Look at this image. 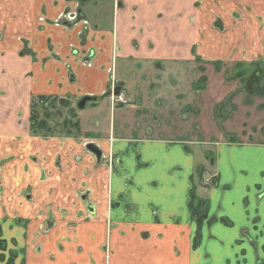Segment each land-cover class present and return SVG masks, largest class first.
I'll list each match as a JSON object with an SVG mask.
<instances>
[{
  "label": "crops",
  "instance_id": "obj_1",
  "mask_svg": "<svg viewBox=\"0 0 264 264\" xmlns=\"http://www.w3.org/2000/svg\"><path fill=\"white\" fill-rule=\"evenodd\" d=\"M215 61L264 67V0H0V264H264V143L206 140L196 187L186 69ZM86 96L80 134L31 133Z\"/></svg>",
  "mask_w": 264,
  "mask_h": 264
},
{
  "label": "rangeland",
  "instance_id": "obj_2",
  "mask_svg": "<svg viewBox=\"0 0 264 264\" xmlns=\"http://www.w3.org/2000/svg\"><path fill=\"white\" fill-rule=\"evenodd\" d=\"M186 70L194 83L187 81L184 85L185 101L196 109L191 107L183 115L184 134L199 143V146L196 144L191 148L198 154L196 187L200 184L210 187L218 177L212 161L219 148L207 146L206 140L212 138L229 144L264 143V67L257 63L230 66L215 61L201 62L198 68ZM65 102L57 105L59 110L51 120L62 134L67 130L75 132L76 126L69 123L77 122L75 107ZM103 120L100 118L98 122ZM91 123L96 124V118H92ZM203 201L200 212L204 213L207 202Z\"/></svg>",
  "mask_w": 264,
  "mask_h": 264
},
{
  "label": "trees",
  "instance_id": "obj_3",
  "mask_svg": "<svg viewBox=\"0 0 264 264\" xmlns=\"http://www.w3.org/2000/svg\"><path fill=\"white\" fill-rule=\"evenodd\" d=\"M257 80V78L255 79ZM45 102H49L51 105H54L57 102V99H50L46 97H40L39 100L34 101L32 105V111H31V132L35 135H46L50 136L52 134H55L56 129L50 126L49 120L53 116L52 112L48 109L44 108ZM43 112H42V111ZM72 126H78V123H69ZM196 195L192 194L191 199V210L193 217L196 219L197 223L200 225L204 219L206 218V211L200 212V209L204 205V201L201 199H197ZM195 200L197 202H195ZM5 246L4 240L0 239V248H3ZM0 259H3V256H0ZM7 264H13V259L9 260Z\"/></svg>",
  "mask_w": 264,
  "mask_h": 264
},
{
  "label": "flooded vegetation",
  "instance_id": "obj_4",
  "mask_svg": "<svg viewBox=\"0 0 264 264\" xmlns=\"http://www.w3.org/2000/svg\"><path fill=\"white\" fill-rule=\"evenodd\" d=\"M245 64V63H244ZM240 65H242V64H240ZM113 95H112V101H113V104L114 105H116V106H127V105H129L130 103H131V101H130V99H128L127 98V96L125 95V93L124 92H122V91H120L119 89H117L116 87H114L113 88ZM117 95H124L125 97H126V99L128 100V103H126V104H119V103H115L114 102V100H113V97L114 96H117ZM86 97H90V96H86ZM84 98V97H83ZM82 98V99H83ZM92 98V97H91ZM81 99V100H82ZM39 100V99H38ZM80 100V101H81ZM91 100H93V99H91ZM91 100H89V101H91ZM80 101L78 102V104H77V106L75 107V115H76V113H77V110L78 109H80L79 108V103H80ZM89 101H87V103L89 102ZM64 103H66L65 102V100H60V99H57V102L54 104V105H51L49 102H45V104H44V108L45 109H48V110H50L51 112H52V114H53V116L51 117V119L49 120V122H50V126L51 127H53V128H55L56 129V131L57 132H55V134H52V135H50V136H46V135H38V136H42V137H53V136H57V135H65V136H76L77 134H80V131H81V129H80V123H79V120L77 119V123H78V126H76V131L75 132H73L72 130H67V132L65 133V134H62L61 132V130H58V126H57V124H52V118H54L56 115H57V112H58V104H64ZM86 103V104H87ZM86 106V105H85ZM85 108V107H84ZM83 108V109H84ZM42 111V110H41ZM43 112V111H42ZM76 118H77V115H76ZM32 133V132H31ZM33 135H35V134H33ZM89 145H94V147H95V149L94 148H91L90 146H89V148H90V151L93 153V154H95L96 155V157H98L99 159H101L102 158V156H103V154H102V150H100L95 144H93V143H91V144H89ZM97 148V149H96ZM97 150H99V151H101V153H100V155H98V151ZM1 239V238H0ZM3 240V239H2ZM4 242H5V240H4ZM5 246H6V243H5ZM3 247V248H0V251H3L6 247ZM0 256H3V254L2 253H0ZM3 259H4V257H3ZM1 260V259H0ZM7 263H8V261H7ZM7 263H5V264H7Z\"/></svg>",
  "mask_w": 264,
  "mask_h": 264
},
{
  "label": "water",
  "instance_id": "obj_5",
  "mask_svg": "<svg viewBox=\"0 0 264 264\" xmlns=\"http://www.w3.org/2000/svg\"><path fill=\"white\" fill-rule=\"evenodd\" d=\"M91 99H92L91 97H84V98L80 101V103H79V105H78L79 108H80V109H83V108L85 107L87 101H89V100H91ZM90 147L95 149L94 145H90ZM96 149H97V148H96ZM97 151H98V155H100L101 151H99V150H97Z\"/></svg>",
  "mask_w": 264,
  "mask_h": 264
},
{
  "label": "built area",
  "instance_id": "obj_6",
  "mask_svg": "<svg viewBox=\"0 0 264 264\" xmlns=\"http://www.w3.org/2000/svg\"><path fill=\"white\" fill-rule=\"evenodd\" d=\"M113 100L115 103H119V104H126L128 103V100L126 99V97L124 95H117L113 97Z\"/></svg>",
  "mask_w": 264,
  "mask_h": 264
}]
</instances>
